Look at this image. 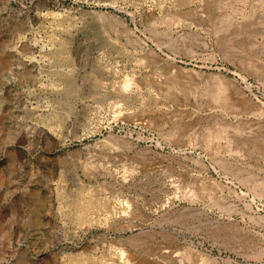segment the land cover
<instances>
[{"label":"rangeland","instance_id":"rangeland-1","mask_svg":"<svg viewBox=\"0 0 264 264\" xmlns=\"http://www.w3.org/2000/svg\"><path fill=\"white\" fill-rule=\"evenodd\" d=\"M0 264H264V0H0Z\"/></svg>","mask_w":264,"mask_h":264},{"label":"bare ground","instance_id":"bare-ground-1","mask_svg":"<svg viewBox=\"0 0 264 264\" xmlns=\"http://www.w3.org/2000/svg\"><path fill=\"white\" fill-rule=\"evenodd\" d=\"M202 4H203V3H202ZM202 6H203V5H201L200 7H202ZM204 7H205V6H204ZM196 9H199V8H196ZM200 10H201V9H200ZM175 11H176V10H175ZM128 12H130V13L133 15V17L135 18V16H134V12H133V11H130V10H129ZM187 12H189V11H187ZM204 12H205V11H204ZM206 12H207V11H206ZM185 13H186V12H185ZM207 13H208V12H207ZM209 13H210V12H209ZM210 14H211V13H210ZM208 17H209V16H208ZM204 19H205V18H204ZM206 19H207V18H206ZM209 19H210V18H209ZM199 21H200V20H198V23H199ZM200 23H201V22H200ZM244 77H245V76H244ZM245 79H247V78L245 77ZM120 248H121V247H120ZM123 250H124V249H123ZM125 250H126V248H125ZM125 250H124V251H125ZM127 251H128V250H127ZM125 252H126V251H125ZM129 253H130V252H129ZM129 253L126 252V254H128V256L131 258L133 255L130 256ZM125 257H126V255H125ZM132 262H133V261H132ZM132 262H131V263H132ZM134 262H135V261H134Z\"/></svg>","mask_w":264,"mask_h":264},{"label":"water","instance_id":"water-1","mask_svg":"<svg viewBox=\"0 0 264 264\" xmlns=\"http://www.w3.org/2000/svg\"><path fill=\"white\" fill-rule=\"evenodd\" d=\"M129 13H130V12H129ZM130 14H131V13H130ZM131 15H132V14H131ZM132 16H133V15H132ZM133 20H135L134 17H133Z\"/></svg>","mask_w":264,"mask_h":264}]
</instances>
